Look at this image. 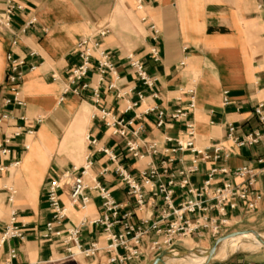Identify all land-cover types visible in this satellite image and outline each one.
Wrapping results in <instances>:
<instances>
[{"label": "crops", "instance_id": "1", "mask_svg": "<svg viewBox=\"0 0 264 264\" xmlns=\"http://www.w3.org/2000/svg\"><path fill=\"white\" fill-rule=\"evenodd\" d=\"M16 1L23 11L12 19L14 31L18 32L30 19L35 20V25L18 36L14 47L10 46L11 35H0V84L7 53L25 57L26 68L34 64L35 69L25 72L20 86L25 108L14 114L24 115L27 126L34 125L37 119L41 122L34 126V134L29 137L32 139L29 151L21 150L19 140L14 142L12 149L18 165L8 167L6 162L7 170L0 174V233L9 224L11 211H15V222L24 230L21 240L0 245V264H7L11 249L15 250L16 258L10 264H109L110 258H117L111 264H150L156 256L147 255L145 246L157 239L153 232L138 245L139 256L130 260H123L128 254L122 247L107 249L103 228L92 223L101 216L100 202L94 195L83 209L69 205L67 192L60 198L65 210L62 224L79 228L83 246L97 244L98 251L93 257L85 258L74 249L70 255L58 242L41 240L39 233L51 220L42 188L64 170L81 168L90 161L92 175L121 205L120 215L131 213V224L135 226L144 220L164 228L173 217L161 220L167 214L162 198L152 196L145 186L144 204L138 207L116 170L126 172L140 183L143 170L150 166L158 168L162 161L171 160L167 164L168 173L160 179L166 183L170 174L191 167L195 157L189 152H164L174 148V140L186 138V124L193 126L196 149L211 157L213 146L219 144L226 155L215 163L198 156L197 171L189 176V186L200 188L209 170L221 168L228 174L217 173L212 184L220 186L226 180L239 183L231 173L249 166L256 175L251 190L262 195L256 214L264 211V129L253 116L256 104L264 102V0H139L140 8L138 0ZM4 4L0 0V12ZM151 25L158 32L156 42L152 40ZM103 26L109 33L101 47L113 70L101 84L94 71L87 77L90 87L98 89L99 104L94 105L90 90L79 96L66 95L59 103L67 72L76 64V43ZM250 29H254L256 36L251 46L246 36ZM154 45L159 49L157 63L149 55ZM30 52L35 55L30 57ZM128 56L138 59L147 76L155 80L153 89H147L135 77ZM52 75L57 77L55 81ZM109 84L114 88L108 89ZM190 90L194 110L187 118L172 121L166 116L163 124L157 126V112L150 110L170 113L185 108L191 98ZM152 92L156 98L151 97ZM223 92H227L226 97ZM99 108L130 122L124 138L112 136L93 117ZM227 125L235 128L234 138L253 131L263 136L258 144L239 148L226 138ZM87 137L96 143L90 145ZM128 142L137 147L138 158L128 151ZM150 144L156 145L157 155L149 154ZM102 150L115 156V162ZM174 179L171 204L177 208L190 196L186 193L188 187L179 186L181 177L175 175ZM8 189L14 191L11 204L7 203ZM240 210L229 212L232 224L245 218ZM120 230L119 225H114L111 231L118 234ZM211 241L208 235L200 234L191 235L184 243L208 250Z\"/></svg>", "mask_w": 264, "mask_h": 264}, {"label": "built area", "instance_id": "2", "mask_svg": "<svg viewBox=\"0 0 264 264\" xmlns=\"http://www.w3.org/2000/svg\"><path fill=\"white\" fill-rule=\"evenodd\" d=\"M4 8L0 12V35L9 34L12 39L10 46L14 47L18 43V36L25 34L35 25V20H28L24 26L18 31H14L12 27V19L17 13L23 11V7L16 0H4ZM140 8V1H137ZM152 32V40L156 42L158 32L154 26H150ZM109 30L106 26L96 28L90 35L81 38L75 45L74 56L76 64L67 72L65 78V87L62 90L59 103L62 102L66 95L79 96L85 91H91L92 101L94 105L99 104V92L96 88H91L87 80L91 72H95L98 82H104L106 76L112 73V65L109 61L107 53L102 49L101 42L107 36ZM35 54L29 53L30 57ZM149 55L153 62H159V49L156 45L152 46ZM25 57H15L12 53L5 55V73L4 79L0 84V174L7 170L8 167H15L18 162L14 158V142L19 140V146L23 152L28 151L27 138L34 134V126L41 122L40 119L34 121V125L27 126V118L22 115H15V111H22L25 108V102L21 96L20 86L25 72H31L35 69L34 64H29L26 68ZM130 69L135 77L149 90L153 89L155 80L149 78L144 70L142 63L132 56L127 57ZM52 81L57 77L51 76ZM112 84L108 85V89H113ZM191 98L188 100L185 108L173 110L170 113L165 111H157L151 109V112H157V126L163 124L164 117L168 116L172 121L185 120L190 112L194 110V102L192 91H189ZM227 92H223L226 97ZM152 98H156L154 92L151 93ZM141 100L142 96L139 95ZM224 105L227 99L223 100ZM253 116L258 125L264 129V102L256 104L253 109ZM93 117L99 119L106 129L111 132L112 136L124 138L126 136L125 127L130 122H124L122 119L115 118L110 112L99 108ZM186 138L174 140V148L164 152L172 154L176 152H189L194 155L195 160L192 161L191 167L178 170L176 174H170L166 183L161 182V176L168 173L167 164L171 160L162 161L159 167L150 166L143 170L139 177L140 183L135 181L133 177L124 171L116 170L121 177L122 183L128 189V195L134 199L138 207L144 204L145 186L149 187L150 193L154 197H161L166 206V215L161 216V220L173 217L166 227L161 228L157 223L151 225L147 221L141 220L138 226L131 224L132 214H119L121 205L117 204L111 197V193L106 189L91 173L92 163L85 162L81 168L71 167L61 172L59 176L51 178L42 188L45 203L50 212L51 220L44 225L43 230L39 233L41 240H54L64 247L69 253L74 249L78 254L85 258L95 255L97 250L96 243H90L83 246L80 240V230L78 227H66L62 224L65 218V210L60 201L61 195L67 192L68 203L72 207L79 209L85 208L89 204L90 196L94 195L100 202L101 216L94 220L93 224H98L103 228V234L107 241V249L112 251L118 247H122L128 254L123 260H130L139 256L138 245L141 240L153 232L157 239L147 246L145 252L147 255H155L156 258L166 251L174 250L178 243L184 244V240L191 235L200 236L206 234L213 241L222 237L227 233L228 228L233 225L230 221L229 212H240L244 215L252 214L257 210L262 195L252 191L251 188L255 182V174L249 166H243L235 169L231 175L233 180L239 183L226 180L221 182L220 186L212 184L214 176L219 173L227 175L225 168L211 169L207 174V178L200 188H193L188 184V178L197 171V157L201 156L204 160H211L212 163L217 162L220 158H226L221 145L217 144L212 148V155L207 156L202 151L196 149L193 145V126L186 124ZM235 128L232 125L226 126V138L231 140L237 147H250L259 143L263 134L259 131H253L241 138H234ZM135 136V133L132 134ZM88 143L94 145L95 140L87 137ZM171 142L172 140H168ZM128 151L132 157L138 158L137 147L131 142L126 143ZM150 155H157L158 150L155 144L148 145ZM104 155H109L107 150H102ZM205 155V156H204ZM111 162H115V156L109 155ZM175 175L181 177L179 186L188 187L186 193L189 199L182 202L177 208L171 204L173 188L175 187ZM7 203L13 201L14 191L8 189ZM164 214V213H163ZM193 216V218H190ZM16 213L11 211L9 224L5 226L0 233V245L9 240H21L23 238V228L15 222ZM119 225L121 230L118 234L112 233V227ZM132 243V246L129 244ZM70 255H72L70 253ZM16 258L15 250L11 249L7 253V264ZM117 258H110L108 263H113ZM232 264H254L248 262H235ZM264 264V263H262Z\"/></svg>", "mask_w": 264, "mask_h": 264}, {"label": "rangeland", "instance_id": "3", "mask_svg": "<svg viewBox=\"0 0 264 264\" xmlns=\"http://www.w3.org/2000/svg\"><path fill=\"white\" fill-rule=\"evenodd\" d=\"M254 9L255 7L253 4V10ZM262 10H264V2H263ZM246 36H247V44H249L250 46L256 42V36L254 34V29H250L249 31H247ZM242 215L244 214L242 213ZM236 232H255V233L263 234L264 233V211L258 214H256V211H255L252 214L245 215V218L242 219L240 222H238L237 224L231 225L228 228L227 233L225 235L230 234V233H236ZM242 236L243 235L237 236V238L229 236L226 239H224L219 245V247L217 248L215 256L222 255V249L224 248L225 245L232 242L233 240L240 239ZM258 237L260 238L263 236H258ZM215 241L213 240L211 241V243L208 245L209 248L213 246ZM195 246L196 245L189 244L188 242L184 244L178 243L175 246L174 250H176L177 252L187 251L190 253H193V252L197 253L198 251L199 252L205 251V248L201 249L200 247H195ZM235 262H248V263H254V264L264 263V247L254 252L238 251L236 253L231 254L225 261H222L223 264H232ZM172 264H177V262H173ZM180 264H183V263H180Z\"/></svg>", "mask_w": 264, "mask_h": 264}, {"label": "bare ground", "instance_id": "4", "mask_svg": "<svg viewBox=\"0 0 264 264\" xmlns=\"http://www.w3.org/2000/svg\"><path fill=\"white\" fill-rule=\"evenodd\" d=\"M32 143V139L28 138V151L30 150ZM243 235L240 239L233 240L232 242L228 243L222 249V255L215 256L213 260L216 261H225L231 254L236 253L238 251L243 252H254L264 246L260 242V240L264 241V233H242L238 236ZM263 236V237H258ZM235 237V236H232ZM257 238V239H255ZM199 252V251H198ZM216 254V251H215ZM207 259V255L204 251H200L199 254L189 253L186 256H179L178 253H174L171 257L164 259V264H172L173 262H177V264H203Z\"/></svg>", "mask_w": 264, "mask_h": 264}, {"label": "water", "instance_id": "5", "mask_svg": "<svg viewBox=\"0 0 264 264\" xmlns=\"http://www.w3.org/2000/svg\"><path fill=\"white\" fill-rule=\"evenodd\" d=\"M242 233H245V232L230 233V234H227V235H224V236L218 238L214 242L213 246L210 249L204 251L206 253V255H207V259H206V261L203 264H223L220 261L213 260L214 255H215V251L217 250V248L219 247V245L221 244V242L224 239H226L229 236H238V235H240ZM248 233L255 234V232H248ZM260 242L264 246V241L260 240ZM174 253H178L179 256H186L190 252H187V251L177 252L176 250L166 251V252L162 253L161 255H159L156 259H154L150 264H164V259L168 258V257H171ZM195 254H199V252H197Z\"/></svg>", "mask_w": 264, "mask_h": 264}]
</instances>
